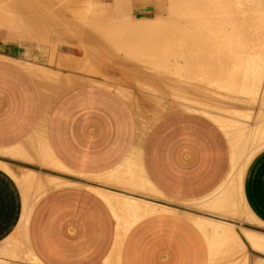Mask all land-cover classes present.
<instances>
[{
	"label": "crops",
	"instance_id": "1",
	"mask_svg": "<svg viewBox=\"0 0 264 264\" xmlns=\"http://www.w3.org/2000/svg\"><path fill=\"white\" fill-rule=\"evenodd\" d=\"M27 49L0 38V249L27 242L41 264H264V140L240 159L231 214L219 122L178 112L140 139L132 101L110 88L47 99L55 62Z\"/></svg>",
	"mask_w": 264,
	"mask_h": 264
},
{
	"label": "bare ground",
	"instance_id": "2",
	"mask_svg": "<svg viewBox=\"0 0 264 264\" xmlns=\"http://www.w3.org/2000/svg\"><path fill=\"white\" fill-rule=\"evenodd\" d=\"M74 1H76L77 3L81 2L78 0H71V2H74ZM63 2H65V0H63ZM67 2H68V0L66 1V4H67ZM115 2H116L115 3L116 6H118V8L116 10L118 11V14L122 19H124L125 15L128 16L127 14H131V13L127 12V8L129 6H126L125 4L124 5L119 4L120 0H115ZM63 4H62V6H63ZM88 4L93 5L94 2L85 1V3H83V7L89 6ZM57 6L55 7V4H53V3L48 4L47 0H0V26H2L4 31L7 29L10 30L11 27H14L15 30H14V34L12 36H14L16 38L18 37V40L20 41V43L22 45L24 43H26L30 47L34 46V48H36V49H39L40 47H49L50 44H53L55 46L58 45L60 43V41H62L64 34H65V36L70 37V39L72 41V38L75 34H71V33L78 32L77 29L81 25L82 19H80V16L82 15V12L79 11L78 8L77 9L74 8L73 10L69 9L70 12H66V11H68V9L66 7V11L64 13L62 11V13L65 14L64 17H66V13H67V20L68 21L67 22L63 21L64 26H59V25L55 26L53 22L55 21V18L57 16L55 13L59 9V7H57ZM111 13L109 11L108 12L98 11L97 12V11H94L93 8H92V10L89 9V11H87L88 16L90 14V17L93 18V21H95V23L98 22V23H100L101 26H104L107 29H108V27H110V28L114 27L116 30V28L119 25H123V27H125V28L128 25H130V26H128L129 28H127L128 30H126V31L127 32L130 31L131 34H130V32H128L127 35L124 36L125 38H123V39H127V40H125L126 44L127 43H129V44L126 46L124 44L125 41L121 44L122 39L120 38V44L123 46H121V48L119 47V50L120 49L123 50V48H125V50L127 51L129 49H127L126 47H128L130 45L129 47L132 48V46H131L132 44H134V45L136 44L138 46L140 45L139 48L140 47L144 48V49L140 48L139 51H137L138 47H137V50L132 49L134 55L138 54V55H135L133 57L137 56L138 59L141 58V60H138L137 62H135L134 59L132 60L133 64L140 62L139 63L140 66H138V64H137L138 68L136 67V64H134V66L131 65L132 67H130L131 70H134V68L136 67L137 68V69L135 68L136 73L134 71H131L130 69H128L129 68L128 65L130 66L131 62L127 65L126 68H127V71L130 70L132 73L137 74V76L140 75L139 76L140 79L137 78V76L135 75L136 77L133 76V77H135V78H133V80L136 79L135 81L137 83L139 81H141V82L144 81V87L147 90V93H150L149 91H155V92L159 93V95H158V94H155V92H154V94L156 96L158 95V97L160 96V98H156V96L153 95V93H152V95H153V97L155 96V98H153V97H151V98L146 97L145 98V100H149V102H147V101L146 102H147V104H150L149 107L154 112H156L158 114H162V113L164 114L168 111H174V110L175 111H184V112L185 111H195V112H200L203 114H211L212 116L215 117L214 114H216V113H214L213 111L209 112L210 110L206 111V110H198V109L196 110V109L190 108L189 106H187L183 103L184 101H182L181 105L175 104L174 103L175 99H173V98H175V96L174 97L172 96V100L174 102L170 105H166L167 107H165V104H167V102L166 103L161 102L162 96H161L160 92L164 91V92L169 93V94L166 93L165 96L167 94H168V96L171 95V92L174 95L173 88L175 89L177 86L179 88V82H178L179 80L181 81L180 87L182 88V90L184 89L185 91H187L190 89V86L185 87V85L187 83L188 84L191 83L193 78H195L196 81H198V83H199V86H197L195 90H198V92L201 93V94L200 93L198 94L199 96L196 95V97L204 96V97H202V98H206V101H205V99H204V101L205 102L208 101V103H206V105H205L206 107H209L210 105L216 103V102L213 103L215 101L214 98L217 99V97L213 98L214 95L220 97V101L217 102L218 105L220 104L221 107L226 106V109L224 110V108L222 107L223 110H221V111H226L227 113H229L230 115L229 114L228 115L231 116V119L226 118L228 115L227 116L221 115L222 118H225V120H221L219 118H216V119L221 123V125L224 128H226V130L230 133V135L232 137L233 146H234V153H235V163H234V169L232 171V175L230 177V182L226 184L228 186H230V184H232L233 186L230 187L229 190H227L226 197L222 198V200L224 199L223 201L221 200V202H223V204H221L219 201L218 205L222 206V205H225L224 203H227L225 206H228V203H230V205L228 206V207L231 206L230 207L231 210L229 209L230 213H231V211L233 213H236L237 209H235L236 207H235V204L233 206V203L234 202L236 203L235 195L237 196L238 192H240V182H241L240 178H241V175H242L244 168H245V162L240 161V159L242 158V155H245L247 157H251L260 148V146L257 147L258 143H261L264 140V135H262L259 138V136L257 134L259 132L258 128H255L257 125L253 128L254 129V131H253L249 126H247L248 124H246V122L248 123L249 121H251L253 119L252 113L254 112V109L256 106V98H255L254 94H252L253 87L255 88V86H256V88H257V83L262 84V82L264 81V0H166V2L163 5H161V7H158L156 12L154 13V14H157L158 17H161L163 19V21L160 23V25L157 28L152 27L153 29L151 28V30H149L150 28L148 29L147 24H150L148 22H151L152 24L154 22H156L154 19L151 21L150 20L147 21V23H146L145 19H144V21L142 20V23L145 22L146 24L140 23V24L134 25L135 22H134V24L133 23L123 24V22L120 23V22H118V20L114 19L116 17H114L113 14L111 15ZM48 14H50V21L47 19L48 21H45L46 22L45 23L44 22L45 19H43V18L45 16H47ZM84 14H86V13H84ZM108 15H111V17H114V18H111L110 20H108V19H106L108 17L110 18V16H108ZM115 15H116V12H115ZM164 15L166 17L165 19L163 18ZM130 16L134 17L135 14H133V15L131 14ZM62 17H63V15H62ZM102 17H104V18H102ZM83 19H86V17ZM87 20H89V18ZM90 20H92V19H90ZM103 20H106V21H103ZM130 20H133V19H130ZM127 21H128V18H127ZM137 21H139V20H137ZM42 22H44L45 25H43ZM56 23L60 24V22H57V21H56ZM128 23H129V21H128ZM145 25H147V26H145ZM44 27H46L47 30L48 29L51 30V28H57L56 30L60 31V33H62L63 35L60 34V35H58L57 38L54 37V38L49 39L48 36H44V35L40 34ZM120 28H122V27H120ZM123 30H124V28H123ZM119 31H121V30H119ZM96 34H99V33H96ZM87 35H90V32ZM87 35L84 38V41H86L85 43L94 40L93 36L89 37ZM126 36H129V37L126 38ZM99 37H100V39L98 38L99 39L98 42H99V45H101L102 43L105 44L106 41L108 42L111 39H113V40L114 39L116 40V38L119 39L120 36L116 37V38H110V40H109L108 36H107L108 39L107 38L105 39V37H103V35H99ZM11 39H13V38H11ZM164 40L166 41L165 44L167 43V41L171 42V41H177L178 40L179 42L178 41L177 42L179 44L171 42V43H174L175 45L177 44L178 48H179L180 44H182L181 47L184 48L183 42L185 44L186 43L189 44L191 49H192V47L198 46L199 50H201V49L203 50V48H201V47L204 46V49L205 48L208 49V52L205 51V55L202 54L204 57L201 56V54H200V56H201V58L203 57L205 59V61L207 59H211V60H207L206 62L202 59V62L203 63L205 62L206 66L209 64L208 66L210 68L208 70L204 71V70H202V68H203L202 67L201 68L202 71L200 70V72L196 73V75H198V76L194 75L193 73H192L193 76H192V74L190 75V73H191L190 71L193 70L191 68H195L194 70H196V69L198 70V68H196L194 66L197 65L195 63V60L197 62V59H199V56L197 57V59L196 58L192 59V57L194 56L193 54H195L194 52H196V51L194 50L193 52H191L188 50V52H187L186 49H182L180 47L183 51H181V53L179 51V53H178V50H181V49L180 48L178 49L177 47H175L173 45L172 47H175V48H173V50L174 49L176 50V48L178 50L176 52H175V50H174V52H172V50H170L172 52L171 53L170 51H168V47H167L169 44L172 45L170 42L166 44L167 48L164 46L165 45L164 42L161 45H163L165 47V50L167 49L166 53L168 52L171 54L167 55V54L163 53L164 56L162 57L161 55H163V54L160 53L161 55L157 56V52L155 54L153 48H155L154 47L155 45H157V46L160 45L159 42L161 43ZM111 42L115 43V41H112V40H111ZM114 43H107V44L109 45V44H114ZM81 44H82V46L84 45L83 42H81ZM72 45H70V46H72ZM89 45L85 44V46H87V47ZM116 45L118 47V43ZM91 46L92 45H90V47ZM199 46H201V47H199ZM96 47H98V46H96ZM169 47H170L169 49L172 48L171 46H169ZM212 47L214 48V51H215V55H213V56L209 52V49L210 48L212 49ZM102 48H105V47H102ZM160 49L162 50V48H160ZM125 50H123L125 53L124 56L128 57L127 59L129 62L130 61L129 60L130 55H133V53L131 52V50H129L127 52H125ZM155 50H156V48H155ZM123 51H121V53H123ZM135 51H137V52H135ZM140 51L141 52L145 51L148 55H146V54L143 55V53H140ZM37 52L39 54L42 53L40 51H37ZM128 52H130L132 54H130ZM182 52H184V53H182ZM198 52H201V51H197V53ZM48 53H49V57L53 58V57H51L52 53H51V55H50V52H48ZM93 53H94V51H93ZM121 53H120V55H122ZM127 53L129 54V56ZM187 53L192 55V57L189 58L190 60L188 59L189 54H187ZM184 54L187 56V58H186V56H184ZM120 55H119V57L123 56V55L122 56H120ZM170 55L175 56V57L179 56L178 59L181 57L182 59L181 58L180 59L182 61H183V58L185 57L184 61L187 59H188L187 62L189 61L188 64H186L187 62H185V64L187 66H189L191 64L190 63L191 60L192 61L194 60V63L196 65L195 64L193 65V62H192L191 65L193 67H191V65L189 66L191 69L190 71L188 68V71L190 73L188 72L189 73L188 74L185 72L186 76H184L185 73L183 71L185 69L184 68L182 69L183 65H181L182 67L179 65L181 68V70H180V68L178 66V62H177L175 57H174L175 59L173 58V62L174 61H176V62L171 64L172 60L170 59V57H171ZM67 56H69V55H67ZM91 56L92 55L90 54L89 57H91ZM96 56H97V54H96ZM215 56L217 57L216 59L214 58ZM93 58H95V54H94ZM93 58H92V60H93ZM120 59H123V58H120ZM72 60H73V58H72ZM72 60H70V61H72ZM94 60L96 61L97 58H95ZM76 61H77V58H76ZM184 61H183V64H184ZM199 61H201V59ZM55 62H56V60H55ZM72 62H74V61H72ZM128 62H124V63L126 64ZM162 62H164V63H162ZM57 63L59 64L58 61H57ZM125 64H124V66H126ZM215 64H217L216 65L217 67H215ZM219 64H221V65H219ZM122 65H123V63H122ZM201 65H203V64H201ZM201 65L198 64L197 66L201 67ZM205 65H203V66L206 67ZM208 66L206 67V69L208 68ZM65 67H67V65ZM122 68H125V67H122ZM138 69H144V72L142 73V75L140 74L142 71L140 72V70H138ZM41 70H43V69H41ZM81 70L85 71L86 69L84 70L81 68ZM81 70L76 71L74 69L71 71H76L78 73L79 71L81 72ZM124 70L125 69H122V72ZM137 70L139 71V74L137 73L138 72ZM170 70L172 72H170ZM178 70H180V72ZM194 70L192 72H194ZM130 71H129V73L128 72H126V73L132 75V73H130ZM120 74H122V73L120 72ZM200 74H202V75H200ZM203 74H205V75L203 76ZM40 75H41V73H40ZM69 75H70V73H69ZM72 75H70V76H72ZM131 75H129V76H131ZM199 75L202 76L203 78H200ZM48 76L50 77V75H48ZM70 76H69V78H70ZM44 77H45V75L43 76V78ZM65 77H66L65 75H64V77L63 76L62 77H58V76L55 77L54 76V84H53L54 91L50 87L51 85L48 86L47 82H50V81L47 80V82H46L47 84L45 82H42L43 91L45 92L47 99L52 98V92L55 94V91H57V90L60 92L69 91V90H71V88H74L80 84H84L87 82L86 81L87 79H77V78L68 79V77L67 78H65ZM217 77L219 79H221V81ZM138 79H139V81H137ZM45 80H46V78L44 79V81ZM139 84H140V82H139ZM263 84H264V82H263ZM141 85H143V84L141 83ZM146 90H145V92H146ZM200 90H205V91H200ZM174 92H175V90H174ZM147 93H145V94H147ZM181 93L186 94L187 96L188 95L193 96L194 94H196V93L190 94V91H187V93L186 92H181ZM176 94L178 96L179 92L175 93V95ZM147 96H149V95H147ZM179 96H180V94H179ZM192 96H190V97L188 96L190 99L188 97H186V100L190 101ZM183 97H185V96H183ZM207 97L212 98L213 101H211L212 99H208ZM160 99H161V101H160ZM179 99H181V98H179ZM194 99L195 98H193L192 100H194ZM165 100H166V98H165ZM176 100H177V98H176ZM166 101H168V100H166ZM178 101L179 100H177V102ZM171 102L172 101H169V103H171ZM136 103H138V101H136ZM201 104L203 105L204 102ZM247 110L249 111V113H251V115L250 114H248V116L246 115V113H248ZM221 111L219 110V112H221ZM217 115H218V113H217ZM218 116H220V115H218ZM257 117H259V116H257ZM254 118H255V115H254ZM137 120H138V124L140 126V139H142L146 135V133L149 131L150 128H149V125L146 123L142 113H138ZM259 121L260 120L257 119V122H259ZM253 122H255V121H253ZM258 124H260V122ZM249 129H251L253 132H251ZM24 153H26V152H24ZM30 180H31V178H30ZM47 184H50V183H46V181H45V187ZM42 188H44V186ZM236 188L239 191L238 190L236 191ZM225 206L224 207L222 206V208L223 209L226 208ZM233 207L235 210L233 209ZM29 212H26V214L23 218L22 232H24V234L26 233L25 232L26 231L25 226H26V222H27ZM1 249H5V248H1ZM1 249H0V254H5V255L11 256V257H18V255H19V253H17L16 251L7 252V250H1ZM34 259L36 260L37 263H40L35 257H34Z\"/></svg>",
	"mask_w": 264,
	"mask_h": 264
},
{
	"label": "rangeland",
	"instance_id": "3",
	"mask_svg": "<svg viewBox=\"0 0 264 264\" xmlns=\"http://www.w3.org/2000/svg\"><path fill=\"white\" fill-rule=\"evenodd\" d=\"M52 1V2H51ZM58 1V2H57ZM62 1V2H61ZM66 1L67 0H65V2H63V0H47V3L49 4V3H53V4H55V7L57 6V7H59V9L56 11V18H55V21L53 22L54 23V25L55 26H57V25H59V26H64V22L63 21H68L67 20V13H66V17H64L65 16V14H63L65 11H66V7H67V9H68V11H66V12H70V10L69 9H74V8H78L79 9V11H81L82 12V15L80 16V19H82L81 20V25H80V27L77 29L78 30V32H73V33H71V34H75L74 36H73V38H72V41H71V39H70V37H67V36H65V34L63 35L62 33H60V31H57L56 29L57 28H51V30L50 29H48L47 30V28L46 27H44L43 28V30H42V32L40 33V34H42V35H44V36H48L49 37V39H51V38H54V37H58V35H60V34H62L63 35V38H62V41H60V43L58 44V45H53V44H50V46L49 47H40L39 49H36V48H34V46L33 47H30L28 44H26V43H24L23 45L20 43V41L18 40V37L16 38V37H14V36H12L13 34H14V30H15V28L14 27H11L10 28V30L9 29H7V30H5L4 31V29L2 28V26H0V38H2L4 41H7V42H16V43H18V44H20V45H22L23 47H26V48H28L27 49V51H35L36 52V60L42 65V64H45L46 63V60H47V57L49 58V60H51L50 61V63L52 64L53 62H55V60H56V62H55V67H56V70H58V71H56L55 73H54V75H55V77L56 76H58V77H62L63 75H60V73H59V71H63V72H67L68 74L66 75V77L65 78H67L68 77V79H73V78H77V79H87L86 81V83H84V84H81L82 85V87L83 88H86V89H102V90H107V89H105V87L106 88H110V89H112V90H114V91H116V92H118L119 94H121V95H123L125 98H127L128 97V99H129V101L131 102L132 101V104L134 105V108H135V112H136V116L138 117V113H142L143 114V117H144V119H145V121H146V123L149 125V128L151 129L158 121H160V120H162L163 118H165V117H167V116H169V115H172V114H175V113H178V112H183V111H168V112H166V113H162V114H158V113H156V112H154L149 106H150V104H147V102H149V100H145V98L146 97H149V98H151V97H153V95H155V94H158L159 95V93L158 92H155V91H149L150 93H147V90L145 89V87H144V81L143 82H141V81H139V76L140 75H138L137 76V74H135L136 72H135V68L137 67L138 68V66H140L139 65V63H134V64H136V67L134 68V70H131V68L130 67H132V66H134V64H133V62H132V60L134 59V61L135 62H137L138 60H141V58H139L138 59V57L136 58V57H133V56H135V55H138V54H135L134 55V53H133V51H132V49L133 50H137V47H138V50L137 51H139V49L141 48H139V46L138 45H134V44H132L131 46H132V48L131 47H126L129 43H127L126 44V41L125 40H127V39H123V38H125L124 36L125 35H127V33L128 32H130V31H126V30H128L127 28H129L128 26H130V25H128L126 28L125 27H123V25H119L120 27H122V28H120L119 26L116 28V30H115V28L113 27V28H110V27H108V29L106 28V27H104V26H101L100 25V23H95V21H93V18L92 17H90V14H89V16H88V14H87V11H89V9H91L92 10V8L94 9V11H105V12H112L111 13V15L113 14V16L114 17H116V18H114V17H111V15H108V16H110V18L108 17V18H106V19H108V20H110L111 18H114V19H116V20H118V22H123V24H131V23H133L134 24V22H135V24L134 25H137V24H140V23H142V20L144 21V19H145V21H146V23H147V21H151V20H155L156 22H154L153 24L151 23V22H148V23H150V24H147V25H145V26H147L148 27V29L149 30H151V28L153 27H155V28H157L159 25H160V23L163 21V19L161 18V17H158V15L157 14H154L155 12H156V10H157V8L158 7H161V5H163L165 2H166V0H120V3L119 4H121V5H126V6H129L128 8H127V12L128 13H131L132 15L133 14H135V16L133 17H131L130 15L131 14H127L128 16H124V19H122L120 16H119V14H118V11L116 10L117 8H118V6H116V2H115V0H78V1H81V2H79V3H77L76 1H74V2H71V0H68V2H67V4H66ZM85 1H92V2H94V4L93 5H89V6H87V7H83V3H85ZM122 1V2H121ZM60 2V3H59ZM64 3V4H63ZM60 4V5H59ZM62 4H63V6H62ZM66 4V5H65ZM51 7V6H50ZM63 7V8H62ZM133 7V8H132ZM54 8V7H53ZM62 11H63V13H62ZM114 12V13H113ZM115 12H116V15H115ZM84 13H86V14H84ZM84 14V15H83ZM62 15H63V17H62ZM48 16V17H47ZM47 16H45L43 19H45L44 20V22L45 21H50V14H48ZM118 16V17H117ZM86 17V19H83V18H85ZM89 18V20H87L88 18ZM126 17V18H125ZM102 18H104V17H102ZM127 18H128V21H129V23H128V21H127ZM133 19V20H130V19ZM163 18L165 19L166 17H165V15L163 16ZM48 19V20H47ZM90 19H92V20H90ZM95 19V18H94ZM101 19V18H100ZM135 19V20H134ZM126 20V21H125ZM137 20H139V21H137ZM161 20V21H160ZM56 21L57 22H60V24L59 23H56ZM92 21V22H91ZM101 21V20H100ZM103 21H106V20H103ZM132 21V22H131ZM44 22H42L43 23V25H45V23ZM94 22V23H93ZM102 22V21H101ZM145 22L144 23H142V24H146ZM157 24V25H156ZM150 25V26H149ZM120 28V29H119ZM123 28H124V30H123ZM152 28V29H153ZM56 30V31H55ZM119 30H121V31H119ZM123 30V31H122ZM53 31V32H52ZM55 31V32H54ZM81 32V33H80ZM89 32H90V35H87V34H89ZM99 33V34H96V33ZM8 33V34H7ZM79 33V34H78ZM130 34H131V32H130ZM93 36L94 37V40L93 41H89V42H87V43H85L86 41H84V38H85V36ZM96 35V36H95ZM99 35H103V37H105V39L107 38V36H108V38H109V40H110V38H116V37H119V39L118 38H116V40L114 39H111L112 41H115V43L117 44L118 43V47H117V45L114 43V42H111V40L110 41H106L105 42V44L104 43H102L101 45H99V42H98V40L100 39V37H99ZM76 36V37H75ZM122 36V37H121ZM129 36H126V38H128ZM11 38H13V39H11ZM99 38V39H98ZM107 38V39H108ZM120 38L122 39L121 41V44L124 42V44L126 45L125 47L127 48V49H129V50H131V52L133 53V55H130V58H129V62H128V57L126 56H124L125 55V53H124V51L123 50H125V48H123V50H119V47L121 48V46H123V45H121L120 44ZM64 39V40H63ZM68 39V40H67ZM96 39V40H95ZM64 41V42H63ZM88 41V40H87ZM178 41V40H177ZM177 41H171V42H174V43H178ZM81 42H83V46H82V44H81ZM164 42V44H165V40L164 41H162L161 43L159 42V44L160 45H155L154 47L156 48V50H155V48H153V50H154V53L156 54V52H157V56H160L161 54H163V53H165V54H167V55H169V54H171L172 52H174V50H173V48H175V47H177L178 48V46H177V44L175 45L174 43H171L170 41H167V43H171L172 45H168L167 47H168V51H170V50H172V52L171 53H166V50H165V47H166V44L163 46V45H161L162 43ZM66 43V44H65ZM98 45H97V44ZM107 43H114V44H107ZM74 46H73V45ZM85 44L86 45H92L91 47H90V45L87 47V46H85ZM104 44V45H103ZM120 44V45H119ZM131 44V43H130ZM179 44V43H178ZM70 45H72V46H70ZM175 46V47H172V46ZM186 45V46H185ZM55 46V47H54ZM76 46V47H75ZM96 46H98V47H96ZM135 46V47H134ZM157 46V47H156ZM163 46V47H162ZM169 46H171L172 48L171 49H169L170 47ZM182 46V44H180L179 45V48ZM183 46H184V48L183 47H181L182 49H186L187 50V52H188V50L189 51H191V52H193L194 50L196 51V52H194L195 54H193L194 56L192 57V55L191 54H189V53H187V54H189L188 55V59L190 58V57H192V59H197V57L199 56V59H197V62L201 59V61H199L198 63L196 62V60H195V63L198 65H201V64H203V65H205V62L207 61V60H211V59H207L206 61H205V59L203 58L204 56L203 55H205V51L206 52H208V49H204V46H199V47H201V48H203V50L201 49V50H199V48H198V46L197 47H192V49H191V47H190V45L189 44H185L184 42H183ZM85 47V48H84ZM101 47V48H100ZM102 47H105V48H102ZM166 47V48H167ZM80 48V49H79ZM92 48V49H91ZM160 48H162V50L160 49ZM176 48V50H175V52L179 49H177ZM180 48V49H181ZM197 48V49H196ZM141 49H144V48H141ZM178 50V53H179V51H180V53H181V51H183V50ZM92 50V51H91ZM129 50H127V51H129ZM164 50V51H163ZM37 51H40V52H42V53H38ZM56 51V52H55ZM93 51H94V53H93ZM121 51H123V53H121ZM126 50H125V52H127ZM137 51H135V52H137ZM185 51V50H184ZM197 51H201V52H198L197 53ZM48 52H50V55H51V53H52V55H51V57H53V58H50L49 57V53ZM89 54H88V53ZM153 52V51H152ZM204 52V53H203ZM209 52L211 53V55L213 56V55H215V51H214V48L212 47V49L210 48L209 49ZM73 53V54H72ZM102 53V54H101ZM120 53L123 55H120ZM128 53H130V52H128ZM127 53V54H128ZM132 53H130V54H132ZM140 53H143V55L144 54H146V55H148L145 51L144 52H141L140 51ZM161 53V54H160ZM182 53H184V52H182ZM214 53V54H213ZM76 54V55H75ZM92 55L91 57H89V55ZM94 54H95V58H97V60L95 61L94 59L95 58H93V56H94ZM96 54H97V56H96ZM200 54H201V56H203L202 58H201V56H200ZM203 54V55H202ZM55 55V56H54ZM62 55V56H61ZM67 55H69V56H67ZM100 55V56H99ZM119 55L120 56H122V57H119ZM67 56V57H66ZM128 56H129V54H128ZM162 57L164 56V54L163 55H161ZM171 56V57H170ZM169 57H170V59L172 60L171 61V64L172 63H174V62H176V61H174L173 62V58L175 57V56H172V55H170ZM184 56H186L185 54H184ZM196 56V57H195ZM55 57V58H54ZM70 57V58H69ZM75 57V58H74ZM80 57V58H79ZM101 57V58H100ZM118 57V58H117ZM133 57V58H132ZM179 57V56H178ZM178 57H175L176 58V60H177V62H178V66L180 65H183V67H182V69L184 68L185 70L183 71L184 73L186 72V73H188L191 69H195V68H191L190 69V65L192 64V62H193V65L195 64L194 63V60L192 61H190V65L189 66H187L186 64H188L189 63V61L187 62V60H185L184 61V58H183V61H184V64H185V62H187L185 65L183 64V61L179 58L178 59ZM72 58H73V60H72ZM76 58H77V61H76ZM92 58H93V60H92ZM120 58H123V59H120ZM125 58V59H124ZM137 60H136V59ZM174 58V59H175ZM186 58H187V56H186ZM215 59L217 58L216 56L214 57ZM202 59L205 61L204 63L202 62ZM70 60H72V61H74V62H72V61H70ZM190 60V59H189ZM57 61L59 62V64L57 63ZM124 62H128V63H124ZM131 62V63H130ZM122 63H123V65H122ZM130 63V66L128 65ZM162 63H164V62H162ZM124 64L126 65V66H124ZM137 64H138V66H137ZM195 64V65H196ZM207 64V63H206ZM67 65V67H65ZM127 65H128V69H130L131 71H134L135 73H132L130 70V73H132V75L131 74H128L129 73V71H127ZM132 65V66H131ZM194 66V67H196V68H198V70L196 71V70H194V72H192L193 70H191L189 73H190V75L193 73L194 75H196V73L197 72H200V70H201V68H202V70H204V71H206V70H208L210 67L208 66V68L206 69V67H204L203 65H201V67L200 66ZM217 64H215V67H217L216 66ZM219 65H221V64H219ZM180 66H179V68H180ZM185 66V67H184ZM122 67H125V68H122ZM165 67V66H164ZM163 67V68H164ZM176 67V66H175ZM191 67H193L192 65H191ZM222 67V66H221ZM81 68L82 69H86L85 71H83V70H81ZM136 68V69H137ZM178 68V67H177ZM187 68V69H186ZM188 68H189V71H188ZM200 68V69H199ZM41 69H43V68H41ZM76 70V71H78V70H81V72L79 73H77L76 71H71V70ZM122 69H125L123 72H122ZM172 69V68H171ZM45 70V69H44ZM138 70H140V74L142 75V73L144 72V69H138ZM137 70V71H138ZM173 70V69H172ZM180 70H181V68H180ZM180 70H178L179 72H180ZM187 70V71H186ZM201 70V71H202ZM83 71V72H82ZM162 71V70H161ZM175 71V70H174ZM74 72V73H73ZM120 72L122 73V74H120ZM126 72H128V73H126ZM163 72V71H162ZM170 72H172L171 70H170ZM182 72V73H183ZM69 73H70V75H72V76H70L69 75ZM72 73V74H71ZM126 73V74H125ZM138 74H139V71L137 72ZM161 73V72H160ZM168 73V72H167ZM186 73H185V75L184 76H186ZM188 73V74H189ZM76 74V75H75ZM79 74V75H78ZM81 74V75H80ZM128 74V75H127ZM193 74H192V76H193ZM129 75H131V76H129ZM137 76V78H139L137 81H139L140 82V84H139V82L137 83L135 80L136 79H134L133 80V78H135L136 76ZM144 75V74H143ZM189 75V76H190ZM200 75H202V74H200ZM199 75V77L200 78H203L202 76H200ZM205 74H203V76H204ZM69 76H70V78H69ZM75 76V77H74ZM133 76H135V77H133ZM145 76V75H144ZM196 76H198V75H196ZM64 77V76H63ZM89 77V78H88ZM143 77V76H142ZM191 77V76H190ZM189 77V78H190ZM92 80H91V79ZM94 78V79H93ZM192 78V77H191ZM218 78V77H217ZM219 79V78H218ZM220 81H221V79H219ZM179 82V88H178V86L174 89L173 88V93H174V95L172 94V92H171V95H169L168 96V92H160V94H161V96L164 98H162L161 97V99H162V101H161V99H160V101L161 102H163V103H166L167 102V104H165V107H167L166 105H170V104H172L174 101L172 100V96L174 97L175 96V98H173V99H175V104H182V101H184L183 103L185 104V105H187V106H189L190 108H193V109H198V110H210L209 112H211V111H213L214 113H220V114H218V115H220V116H218L217 114H214L215 115V117L214 116H212L211 114H206V115H208V116H210L211 118H213L214 120H216L217 122H219L216 118H219V119H221V120H223V119H225V118H222V116H227L229 113H227L226 111H221V110H223V108H224V110L226 109V106L225 107H221L220 106V104L218 105L217 104V102L218 101H220V97L219 96H213V98L214 97H217V99L216 98H214L215 99V101L213 102V103H215V104H212V105H210L209 107H206L205 105H206V103H208V101L207 102H205L206 101V98H202V97H204V96H200V97H196V95L197 96H199L198 94L200 93V92H198V90H195L196 89V87L197 86H199V83H198V81H196V79L195 78H193L192 79V81H191V83H187L186 85H185V87H187V86H190V89L189 90H187V91H190V94H192V93H196V94H194L193 96L192 95H188L189 97L190 96H192L191 97V100L190 101H187L186 100V97H188L186 94H183V93H181V92H186L187 93V91H185L184 89L182 90V88L180 87V84H181V81L179 80L178 81ZM177 82V83H178ZM264 82V81H263ZM263 82H262V84H260V83H257V88H256V86H255V88L253 87V92H252V94H254V96H255V98L257 99V107H256V111H255V118L253 119V120H251L250 121V124H252L253 123V121H255V119H257L258 117L257 116H259L261 113L263 114V116H264V84H263ZM141 83L143 84V85H141ZM79 86V85H78ZM78 86H76V87H74V88H77ZM43 87V86H42ZM74 88H71V90L72 89H74ZM144 88V89H143ZM145 90H146V92H145ZM174 90H175V92H174ZM180 90V91H179ZM200 91H205V90H200ZM67 91H64V92H60V91H55V94H54V98L55 99H58L59 98V96H62L64 93H66ZM154 92H155V94H154ZM179 92V94H180V96H179V94H178V96H177V94L175 95V93H178ZM145 93H147V94H145ZM152 93H153V95H152ZM164 93V94H163ZM166 93H168L166 96H165V94ZM201 94V93H200ZM146 95V96H145ZM147 95H149V96H147ZM151 95V96H150ZM158 95L156 96V98H160V96L158 97ZM185 96V97H183V96ZM203 95V94H202ZM155 96L153 97V98H155ZM188 97V98H189ZM148 98V99H149ZM165 98H166V100H168V101H166L165 100ZM176 98H177V100H179L178 102H177V100H176ZM179 98H181V99H179ZM183 98V99H182ZM193 98H195L194 100H192ZM208 98V97H207ZM219 98V99H218ZM135 99V100H134ZM190 99V98H189ZM202 99V100H201ZM204 99H205V101H204ZM208 99H212V98H208ZM165 100V101H164ZM201 100V101H200ZM136 101H138V103H136ZM147 101V102H146ZM169 101H172L171 103H169ZM211 101H213V99L211 100ZM180 102V103H179ZM203 103L204 102V106L201 104V103ZM169 103V104H168ZM197 103V104H196ZM183 104V105H184ZM217 104V105H216ZM195 106V107H194ZM214 106V107H213ZM218 108V109H217ZM219 110L221 111V112H219ZM218 117H217V116ZM222 115V116H221ZM230 115V114H229ZM227 116L226 118H230L231 119V116ZM146 116H149V118H147ZM220 123V122H219ZM218 123V124H219ZM219 125H221V123L219 124ZM222 126V125H221ZM149 129V130H150ZM233 185L232 184H230V186H228L227 185V187H226V193H227V190H229V188L230 187H232ZM237 191V190H236ZM235 197H236V195H235ZM239 204V203H238ZM246 215H249V214H246ZM22 235H25L24 234V232H22ZM3 248H5V247H3ZM16 249V247H15V245H9V246H7L5 249H1V250H7V252H11V251H16L17 253H19V255H18V257H11V256H7V255H5V254H0V264H41V263H37L36 262V260L34 259V257H33V255L30 253L31 252V250L29 249V246H28V244H27V242H23V244L21 245V246H19V247H17V249ZM5 260H4V259ZM15 258V259H14ZM17 259V260H16Z\"/></svg>",
	"mask_w": 264,
	"mask_h": 264
}]
</instances>
